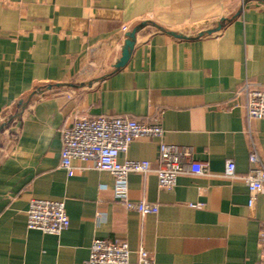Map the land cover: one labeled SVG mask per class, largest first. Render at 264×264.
Here are the masks:
<instances>
[{"label": "crops", "instance_id": "0c3cea01", "mask_svg": "<svg viewBox=\"0 0 264 264\" xmlns=\"http://www.w3.org/2000/svg\"><path fill=\"white\" fill-rule=\"evenodd\" d=\"M245 83L264 89V0H0V264H89L96 239L127 242L130 264L140 249L154 264H258L264 198L249 209L241 177L251 143L264 161V119L248 121ZM102 115L162 127L119 156L151 163L128 176V197L157 213L127 210L92 162L61 167L62 129ZM161 144L190 149L206 173L160 188ZM34 199L63 202L69 228L28 229Z\"/></svg>", "mask_w": 264, "mask_h": 264}, {"label": "built area", "instance_id": "2783aa9c", "mask_svg": "<svg viewBox=\"0 0 264 264\" xmlns=\"http://www.w3.org/2000/svg\"><path fill=\"white\" fill-rule=\"evenodd\" d=\"M129 32L124 26L123 35ZM236 96H244L248 121L264 119V89L255 84L245 83ZM61 167L69 176L75 174L73 160L92 162L98 171L111 173L116 180V198L125 204L129 211H137L142 216L157 213V207L142 201L132 202L128 197V176L131 173H149V161L126 160L119 162V156L127 153L131 144L139 139L161 138L163 129L157 121H143L130 115H102L98 117H77L74 124L62 129ZM191 150L174 145L161 144L160 166L156 170L160 188H171L178 177L189 171L193 175L206 173V166L192 159ZM249 173L241 179L249 189V209H253L258 196L264 198V161L256 146L251 143ZM235 164L227 163L226 175L235 176ZM201 206V205H198ZM70 226L65 204L60 201L34 199L27 212L28 229L47 234L60 235ZM259 249L264 264V228L259 232ZM131 249L127 242L96 239L91 246L89 264H130ZM138 264H154L143 249L137 251Z\"/></svg>", "mask_w": 264, "mask_h": 264}, {"label": "water", "instance_id": "95a60500", "mask_svg": "<svg viewBox=\"0 0 264 264\" xmlns=\"http://www.w3.org/2000/svg\"><path fill=\"white\" fill-rule=\"evenodd\" d=\"M146 24L143 23L141 25H137L136 27H134L128 34H127V38L125 40V43L122 47V53H121V57L119 59V61L116 63L115 65V69L119 70L121 69L123 66L126 65V63L128 62V60L130 59L132 50L135 46V40H136V34L145 26ZM221 29V25L215 29V30H211V31H207L205 33H201V35L204 34H212L214 32H217ZM173 36L175 37H182V35L176 34V33H171ZM3 127H1L0 129H2Z\"/></svg>", "mask_w": 264, "mask_h": 264}, {"label": "rangeland", "instance_id": "374dc122", "mask_svg": "<svg viewBox=\"0 0 264 264\" xmlns=\"http://www.w3.org/2000/svg\"><path fill=\"white\" fill-rule=\"evenodd\" d=\"M6 120H7V119H6V117H5L4 120L2 121V123H3V122H6ZM11 122H12V121H11Z\"/></svg>", "mask_w": 264, "mask_h": 264}]
</instances>
